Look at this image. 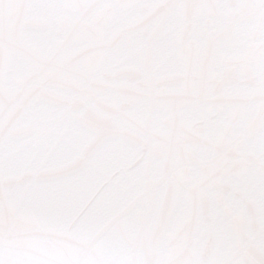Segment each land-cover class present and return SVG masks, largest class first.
Segmentation results:
<instances>
[{
    "label": "snow or ice",
    "instance_id": "snow-or-ice-1",
    "mask_svg": "<svg viewBox=\"0 0 264 264\" xmlns=\"http://www.w3.org/2000/svg\"><path fill=\"white\" fill-rule=\"evenodd\" d=\"M0 264H264V0H0Z\"/></svg>",
    "mask_w": 264,
    "mask_h": 264
}]
</instances>
